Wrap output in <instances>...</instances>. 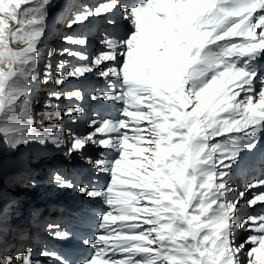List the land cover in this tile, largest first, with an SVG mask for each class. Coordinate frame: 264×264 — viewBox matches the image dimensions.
<instances>
[{
	"label": "snow or ice",
	"instance_id": "1",
	"mask_svg": "<svg viewBox=\"0 0 264 264\" xmlns=\"http://www.w3.org/2000/svg\"><path fill=\"white\" fill-rule=\"evenodd\" d=\"M52 5L0 0V138L14 150L51 145L105 177L78 188L100 204L81 217L95 218L98 230L80 241L87 255L46 247L41 259L30 246L0 244V264H264V210L240 212L244 201L264 206V177L243 188L233 180V165L264 137V0H64L68 29L107 18L113 31L100 33L91 54L89 35L65 33L76 47L59 54L77 63L49 60L41 73ZM25 39L26 47L9 46ZM86 74L106 83L90 95L102 108L84 131H64V116L85 115L82 103L71 102H82L88 85L62 86ZM41 75L56 90L34 115L32 84ZM109 105L118 106L117 116ZM126 161L140 169L134 179L121 175ZM51 182L76 187L59 171ZM46 229L54 240H73L59 224Z\"/></svg>",
	"mask_w": 264,
	"mask_h": 264
},
{
	"label": "bare ground",
	"instance_id": "2",
	"mask_svg": "<svg viewBox=\"0 0 264 264\" xmlns=\"http://www.w3.org/2000/svg\"><path fill=\"white\" fill-rule=\"evenodd\" d=\"M78 2L94 5L98 0H78ZM63 3L64 0H53V5L49 9L48 32L43 39V43L39 45L41 63H47L49 60H51L53 66L60 60H67L72 64L77 63L75 58L59 54L62 48L76 47L63 41L62 37L67 32L89 35L88 52L91 54L100 47L98 44L100 33L105 30L113 31L106 23L107 18H93L82 27L68 29L63 20ZM117 18L119 17L117 16ZM118 30L121 33L127 30L123 21H120ZM9 46L12 48L26 47L27 41L26 39L17 40L10 43ZM50 52L53 53L51 57H49ZM85 85H88V87L85 88L84 100L82 102H71L82 103L85 108V115L80 118L64 116L60 121V127L64 131L70 128L77 132L84 131L89 116L94 110L102 108V105L90 99L93 87H106V83L95 75L86 74V79L81 78L80 80L70 79L62 86V90H73L78 86L84 87ZM32 88L33 98H35V103L32 104L33 112L34 115H39L45 110L44 104L48 99V94L56 90V85L54 82L45 84L41 75L38 82H33ZM58 103L64 106L70 102L61 99ZM106 107L111 116L118 115V106L109 105ZM45 123L48 122L45 121ZM87 152L91 153L93 149L89 147ZM241 155L242 159L239 163L233 165V180L237 186L243 188L245 184L253 179L264 177V137H260L254 151L244 152ZM129 159L131 160V157ZM125 163L127 168L124 169L121 175L131 177L135 172L134 167L136 170V166L128 161ZM54 170L73 180L76 187L60 188L51 182V178L47 180L48 175ZM138 171L140 172V169L137 168ZM89 179L94 183L103 184L106 178L93 173L87 165L75 156L71 160L67 159L62 151H57L51 145L45 148L38 143H31L27 146L21 145L15 150L10 147L4 149V154H0V244L8 249L30 246L41 259L43 257L40 256V253L46 247L56 249L62 255L73 258L87 255L90 249H86L80 241L83 237L92 236L96 233L98 230L97 221L95 218L84 220L81 217L88 209L100 207L98 201L92 200L78 191L81 182ZM32 180L36 181L34 186L31 183ZM16 182H18L16 190L14 192L8 191V187ZM249 191L251 193L256 190L250 189ZM251 198L252 196L248 195V199ZM10 203L12 207L9 209L7 206ZM11 210H13L12 213ZM262 210H264V206L260 202L254 208H249L246 201L240 204L241 214H244V212L248 214L258 213ZM48 223L59 224L71 231L73 235L77 234L78 237L74 238L73 236V240L68 244L54 240L47 232L46 225ZM28 233L34 236V241L30 243L31 239H28L26 246H22L23 238H27ZM241 235L244 234L241 233Z\"/></svg>",
	"mask_w": 264,
	"mask_h": 264
},
{
	"label": "rangeland",
	"instance_id": "3",
	"mask_svg": "<svg viewBox=\"0 0 264 264\" xmlns=\"http://www.w3.org/2000/svg\"><path fill=\"white\" fill-rule=\"evenodd\" d=\"M45 55H47L46 53H45ZM43 65H44V62L43 63H41V72L43 71ZM34 102L33 103H35V98H34V100H33ZM3 144V146H1ZM9 146L3 141V139L2 138H0V154L1 155H3L4 154V149H6V148H8ZM30 161V160H29ZM137 168L139 169V167H136V170H135V172L131 175V177H129V179H134L135 178V176L138 174V172H137ZM57 171V170H56ZM53 172H55V170L53 171ZM53 172L51 171V173L48 175L49 177H47V180H50V178H51V176H52V174H53ZM39 173V171L37 172V174ZM17 184H18V182H16V183H12L11 184V186H9L8 187V191H15L16 190V188H17ZM51 210V209H50ZM47 211V210H46ZM13 212V210H11V213ZM245 213H247V212H244V214ZM75 215V214H74ZM243 215V214H242ZM9 220H10V218H9ZM30 224H31V222H30ZM29 224V225H30ZM28 236H27V238H23V245L22 246H26V241L28 242V238H34V236L32 235V234H27ZM74 236V235H73ZM77 237H78V235H77ZM76 236L74 237V238H77ZM33 241H34V239H33Z\"/></svg>",
	"mask_w": 264,
	"mask_h": 264
}]
</instances>
